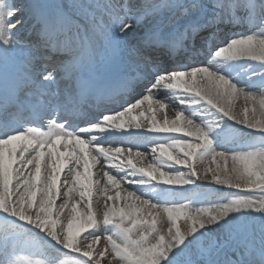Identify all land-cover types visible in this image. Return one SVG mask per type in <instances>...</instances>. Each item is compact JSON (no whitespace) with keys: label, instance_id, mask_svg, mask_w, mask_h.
<instances>
[{"label":"snow or ice","instance_id":"6c2138e0","mask_svg":"<svg viewBox=\"0 0 264 264\" xmlns=\"http://www.w3.org/2000/svg\"><path fill=\"white\" fill-rule=\"evenodd\" d=\"M0 264H264V0H0Z\"/></svg>","mask_w":264,"mask_h":264},{"label":"bare ground","instance_id":"6f19581e","mask_svg":"<svg viewBox=\"0 0 264 264\" xmlns=\"http://www.w3.org/2000/svg\"><path fill=\"white\" fill-rule=\"evenodd\" d=\"M62 2L63 3H65V4H69L70 2H71V0H62ZM240 31H243V30H240ZM197 63L199 62V61H196ZM170 115H171V113H170ZM237 127H239V126H237ZM134 143H136V142H134ZM226 146H228V147H231L232 145H226ZM141 150H143L144 151V148H142ZM150 158V157H149ZM186 171V170H185ZM209 180H210V178H209ZM208 180V181H209ZM197 184H200V185H202V187H200V188H195V186H176V187H178V190L180 191V192H184V189L185 188H188V187H192L193 189H194V191H192V192H186V193H184L185 195H187V196H191V195H196L197 193H199V192H201V195L202 194H207V195H209V196H211L212 195V193L209 191V190H211V189H217V188H219L220 186H218V185H216V184H210V183H208V182H206V181H203V180H201V181H197L196 182ZM224 191H230V190H228V189H224ZM184 202H186V201H184ZM183 226V225H182ZM100 247H103V245L102 244H100Z\"/></svg>","mask_w":264,"mask_h":264},{"label":"rangeland","instance_id":"374dc122","mask_svg":"<svg viewBox=\"0 0 264 264\" xmlns=\"http://www.w3.org/2000/svg\"><path fill=\"white\" fill-rule=\"evenodd\" d=\"M140 131H145V133H146V130H145V129H140ZM141 143H142V142H141ZM144 151H148V149L144 148ZM206 182H208V183H210V184H212V185L214 184V183L211 182V180L206 181ZM199 195H201V192L197 193L196 195H191L190 197H192V198H196V197L199 196ZM185 203H187V201H186ZM181 225H183V222H181ZM101 244L103 245V241H101Z\"/></svg>","mask_w":264,"mask_h":264}]
</instances>
